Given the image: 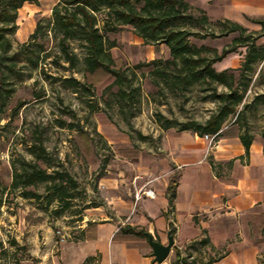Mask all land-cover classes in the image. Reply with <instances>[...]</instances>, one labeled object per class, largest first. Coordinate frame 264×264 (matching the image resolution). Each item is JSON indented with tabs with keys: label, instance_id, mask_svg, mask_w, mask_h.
<instances>
[{
	"label": "rangeland",
	"instance_id": "374dc122",
	"mask_svg": "<svg viewBox=\"0 0 264 264\" xmlns=\"http://www.w3.org/2000/svg\"><path fill=\"white\" fill-rule=\"evenodd\" d=\"M28 3V7L23 8L27 6V3H23L18 10L15 30L8 32L13 51L29 36L26 33L29 25L25 23V16L33 15L35 24L37 20L45 21L50 16L52 1L42 0V9H36L39 4L36 6L32 2ZM209 18L211 30L219 34L218 22L224 20V17L217 15ZM257 19L264 20V15L257 16ZM243 23L257 36L255 45L264 47V28L254 24L249 17H245ZM106 36L108 42L114 44L109 52L117 67L168 58V49L164 44H144L129 25L108 32ZM236 36L237 33H231L214 39L190 38V43L220 51ZM43 42L50 56L40 60L38 68L18 63L23 78L15 80L9 87L13 91L0 111V264H48V256L58 255L66 242L78 238V226L85 215L84 208L101 204L104 199L98 186L100 178L97 179V176L102 173V177H109L119 168L125 169V159L137 158L139 153L151 149L158 150L161 128L155 121L157 114L178 122L195 120L203 123L216 111L218 105L206 89L195 87L180 94L168 90L161 92L152 85L150 78L141 76L138 81L142 91L140 112L125 121L118 114L115 104L108 107L102 100L103 89L112 82L111 77L102 79L92 96L63 88L60 77H75L82 81V75L67 63L56 60L57 46L51 35ZM72 46L76 52H80L76 42ZM244 53V48H238L213 67L217 71L237 70ZM259 68L260 65L245 94L246 102H252L251 107L235 126L240 132L242 127L247 129L264 145V102L261 98L253 100L256 94H264V70L257 76ZM148 70L144 68L141 71L145 73ZM217 89L224 90L221 86ZM33 92L43 94V97L36 99ZM61 119L72 122L75 128H60L58 121ZM78 128L87 133L86 137L79 135ZM138 132L147 139L140 140ZM37 135L42 136L43 145L51 159L49 171L66 170L77 183V194L71 201V207L60 214L61 206L51 199L43 185L33 188L41 194L40 199L25 198L19 191L9 189L12 164H17L20 157L31 159L27 146ZM206 140L207 147L212 148L214 140ZM148 190L141 187L135 191L134 208ZM229 227L230 240H227L224 247L213 248L209 243L205 245L196 241V245H190L192 252L185 249L187 254L193 256H184L187 264H214L227 256V250L233 253L225 258L226 264H264V206L236 215L234 224ZM169 230L172 233L173 229ZM152 236L162 243L167 241L158 234ZM128 237L145 241L133 235ZM13 240L18 246L11 245ZM171 254L174 256L173 249ZM40 255L43 257H37Z\"/></svg>",
	"mask_w": 264,
	"mask_h": 264
},
{
	"label": "trees",
	"instance_id": "16d2710c",
	"mask_svg": "<svg viewBox=\"0 0 264 264\" xmlns=\"http://www.w3.org/2000/svg\"><path fill=\"white\" fill-rule=\"evenodd\" d=\"M25 2L37 4L38 0H0V111L13 91L9 87L15 80L23 78L18 63L38 68L39 61L50 56L43 42L49 35L56 42V60L77 69L83 78L80 81L75 77H60L62 87L92 96L101 80L111 77L112 82L103 89L102 100L108 107L115 104L118 114L125 121L140 112L142 91L138 81L141 76L150 78L152 85L161 92L168 90L180 94L195 87L206 89L218 104L216 111L203 123L195 120L178 122L159 113L155 121L162 130H192L199 135H214L215 138L225 124L231 121L238 124L243 113L251 107L252 102H246L245 94L257 67L260 65L257 76L264 70V47L256 46L254 41L257 36L237 22L227 19L218 22L220 33L216 34L210 28L207 12L186 0H58L52 6L50 16L45 21L37 20L27 40L13 51L8 32L15 30L18 10ZM258 23L264 28V21ZM127 25L144 44H164L168 49V58L117 67L109 52L114 44L108 42L106 35ZM231 33H237V36L220 51L190 43V38L214 39ZM73 42L78 44L79 53L72 46ZM238 48H244L245 53L237 70H215V63ZM144 68L149 70L144 73L141 71ZM218 86L224 90L218 91ZM32 95L36 99L43 97L38 92ZM260 98L264 102V94H256L253 100ZM58 123L60 128H75L72 122L66 120L61 119ZM77 131L80 136L86 137L87 133L81 128ZM137 136L140 140L147 139L140 132ZM239 138L248 151L252 134L242 127ZM27 150L31 159L20 157L17 164L11 166L9 189L19 191L25 198L40 199L41 194L33 188L43 185L51 199L61 206L59 214L69 209L77 194L76 181L66 170L49 171L51 159L41 135L34 136ZM102 175L99 174L97 179ZM167 194L171 203L175 195L174 185L168 186ZM97 205L100 203L84 209ZM125 235L146 238L143 230L129 225L121 228L115 238L121 239ZM207 242L201 239L199 243ZM11 245L18 246V243L13 240ZM187 263L176 251L172 264Z\"/></svg>",
	"mask_w": 264,
	"mask_h": 264
},
{
	"label": "crops",
	"instance_id": "0c3cea01",
	"mask_svg": "<svg viewBox=\"0 0 264 264\" xmlns=\"http://www.w3.org/2000/svg\"><path fill=\"white\" fill-rule=\"evenodd\" d=\"M49 1L50 12L58 0ZM186 1L209 16H223L242 26L245 17L254 24L264 21L257 19L264 15V0ZM25 3L23 8L29 5ZM38 4L36 9H42V0L34 3ZM25 23L29 25L28 35L35 27L33 15L25 16ZM240 133L234 123L225 124L209 149L205 135L161 129L157 151L151 149L137 158L125 159V169L99 179L103 202L85 209L79 237L66 242L58 255L48 256L47 263L172 264L176 251L181 258H193L185 249L192 252L190 245L201 239L213 248L224 247L230 240L229 226L235 216L264 206V145L253 137L246 151ZM171 184L175 195L170 203L167 189ZM141 187L152 190L151 196L143 194L134 208V193ZM127 225L141 226L138 229L166 240L172 228L174 243L168 257L155 262L147 238H115ZM231 251L225 252L226 257L232 255ZM225 258L214 264H226Z\"/></svg>",
	"mask_w": 264,
	"mask_h": 264
},
{
	"label": "water",
	"instance_id": "95a60500",
	"mask_svg": "<svg viewBox=\"0 0 264 264\" xmlns=\"http://www.w3.org/2000/svg\"><path fill=\"white\" fill-rule=\"evenodd\" d=\"M143 232L152 250V256L154 257V261L157 263L163 262L168 257L171 247L173 246L174 243V238H173V234L171 233V230L167 232L166 243H162L159 240L153 238V236L146 231Z\"/></svg>",
	"mask_w": 264,
	"mask_h": 264
},
{
	"label": "built area",
	"instance_id": "2783aa9c",
	"mask_svg": "<svg viewBox=\"0 0 264 264\" xmlns=\"http://www.w3.org/2000/svg\"><path fill=\"white\" fill-rule=\"evenodd\" d=\"M204 137H205V139H210L211 141L214 140V135L213 136L205 135ZM151 192L152 191H150V190L146 191V195L151 196ZM60 240L63 241V238H61Z\"/></svg>",
	"mask_w": 264,
	"mask_h": 264
}]
</instances>
